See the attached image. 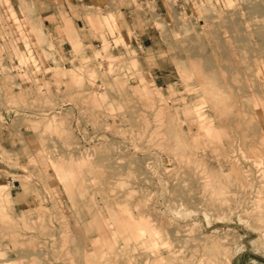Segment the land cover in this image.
<instances>
[{
  "label": "rangeland",
  "instance_id": "obj_1",
  "mask_svg": "<svg viewBox=\"0 0 264 264\" xmlns=\"http://www.w3.org/2000/svg\"><path fill=\"white\" fill-rule=\"evenodd\" d=\"M0 264H264V0H0Z\"/></svg>",
  "mask_w": 264,
  "mask_h": 264
},
{
  "label": "crops",
  "instance_id": "obj_2",
  "mask_svg": "<svg viewBox=\"0 0 264 264\" xmlns=\"http://www.w3.org/2000/svg\"><path fill=\"white\" fill-rule=\"evenodd\" d=\"M50 34L52 35V41L55 47L57 46H62L64 47V44H69V41L67 39V36L65 34V32L62 30V27L60 28H56V27H52V29L50 30ZM62 41L60 43H56L58 41Z\"/></svg>",
  "mask_w": 264,
  "mask_h": 264
},
{
  "label": "bare ground",
  "instance_id": "obj_3",
  "mask_svg": "<svg viewBox=\"0 0 264 264\" xmlns=\"http://www.w3.org/2000/svg\"><path fill=\"white\" fill-rule=\"evenodd\" d=\"M205 84H207V83H205ZM203 86H204V85H203ZM210 89H211V88H210ZM204 92H205V91H204ZM211 92H212V91H211ZM215 109H216V108H215ZM197 117H198V116H197ZM198 120H199V119H198ZM64 163H65V162H64ZM261 178H262V177H261ZM120 207H121V205H120ZM120 207H119V208H120ZM126 220H127V219H126ZM129 222H130V221H129ZM119 223H120V222H119ZM120 224H121V223H120ZM126 224H127V223H126ZM144 224H145V223H144ZM144 224H142V223H138V224H137V226H138L137 229H136V227L133 226L135 229L132 227V229H130V230H132V231H133V230H136V232L139 230V231H138V232H139V235H140L141 233H143V232H145V234H146L145 229H147V228H149V227L146 226V227H147V228H146V227L144 226ZM148 224H149V223H148ZM148 224H147V225H148ZM122 225H123V224H122ZM131 226H132V225H131ZM135 226H136V225H135ZM149 226H150V225H149ZM127 227L129 228V224H128ZM151 228H152V227H151ZM125 229H126V228H125ZM140 230H141L142 232H140ZM130 232H131V231H130ZM134 232H135V231H134ZM147 232H148V229H147ZM134 234H135V233H134ZM145 234H144V235H145ZM135 235H137V233H136ZM155 235H156V234H155ZM131 237H132V236H131ZM139 238H140V237H139ZM152 238H153V236H152ZM140 239H141V238H140ZM152 240H153V239H152ZM133 241H134V240H133ZM153 243H154V242H153Z\"/></svg>",
  "mask_w": 264,
  "mask_h": 264
}]
</instances>
